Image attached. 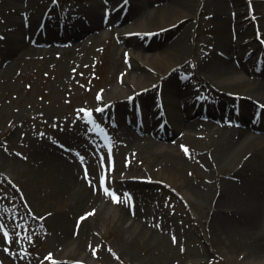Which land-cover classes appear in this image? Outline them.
I'll use <instances>...</instances> for the list:
<instances>
[{
	"label": "rangeland",
	"instance_id": "374dc122",
	"mask_svg": "<svg viewBox=\"0 0 264 264\" xmlns=\"http://www.w3.org/2000/svg\"><path fill=\"white\" fill-rule=\"evenodd\" d=\"M54 1L56 0H0V60L12 49L7 43V34L13 25L11 22L19 21L22 24L24 20L29 21L26 28L27 31H32L45 19V14H50ZM58 1L63 11L69 8L81 9L96 3V0ZM123 1L125 0H113L110 4ZM167 1L155 0L152 3L154 11L150 15H144L140 1L132 0L131 11L125 21L134 25L132 28H139L137 21L140 16H144L149 25L147 30L151 31L174 24L172 21L166 24V19L163 18ZM190 2L193 7L205 6L207 0ZM243 4V0L237 2L234 8L243 12ZM232 5L234 3L231 2L230 6ZM255 5L258 14L263 16L261 11H264V1ZM215 12L216 7L212 5L206 12L199 11L196 18L188 20L191 24L190 45H195V49L192 56L188 53V60H191L192 65L184 72L190 73L194 82L200 81L204 86L203 91L212 89L214 99L222 98L228 101L229 105H233L234 100L230 95L242 97L256 86L258 81L264 82L263 77H259L256 72L254 75L252 71L246 79L230 86L220 85V88L214 81L209 82L203 72L210 58L204 59L206 50H212L211 45L214 44L218 51L224 42L229 41L238 44L239 49L243 46L250 48L252 45L260 48V44L254 30L249 27L251 25L247 29L231 25L230 22L225 24L223 18ZM226 14L230 15V11L227 10ZM88 16L85 12L83 18ZM177 25L175 28L164 30V34L158 39L155 38L148 46L146 37L140 35L144 32H131L127 29L119 35L115 29L101 41L88 44L83 49L76 48L72 51L73 54L61 51L26 54L20 51L10 69H7L5 62L0 61V260L3 264H45L49 258L48 253L51 252L50 238L54 234L48 224L49 220L62 217L74 221L78 216L77 212L82 214L90 210L75 209V200L70 195L53 196L51 188L33 181V173L41 163L39 159H34L35 152L58 150L52 142L60 138L73 141L77 145L74 148L85 146L87 142L79 133V124L83 119L90 118L89 113L96 112L99 95L105 96L116 84L131 86L127 78L132 71L136 74L153 72L148 66L145 67L143 57L171 46L184 32V28H178ZM25 34L26 32L22 33L21 41L24 40ZM125 47L129 48L131 54L128 59L123 56ZM245 51L241 49L238 54L243 55ZM233 59L236 62L235 58ZM199 60L200 70L197 64ZM244 60L247 62V58ZM256 62L251 60L249 63L254 70L257 68ZM179 80V77H175L172 85L178 84ZM260 100L264 102V99ZM131 106L120 105L119 117L121 130L124 132V116ZM93 109L94 111H91ZM254 110L255 108L248 110L243 106V114L247 115L244 119L246 122ZM145 115L148 118L150 116L149 113ZM125 134L123 139H126ZM201 135L202 133L196 134L195 142L184 143L183 147L187 152L206 155L211 150L214 146L211 137L204 138ZM261 145L259 142L254 147L260 152L257 156L251 157L253 155L248 151L235 161L229 162L227 166L211 165L195 157L194 162L184 169L182 178L176 175V180L180 179L181 183H184V178L201 188H210L214 193L217 192L218 186H222L224 180L232 181L239 187L248 185L256 181V175L260 172L257 167L264 162ZM135 148L121 138L117 140L112 153H107L104 159L85 160L79 153L67 155L72 157L73 161L78 160V165L82 164L83 172L81 168H77L81 178H94V183L99 187L97 192L103 198L102 204L91 211L88 220L89 235L84 256L86 264L243 263L249 257L248 252L242 251L243 240L235 238L237 244L234 248L224 244L215 233L218 216L216 217L211 204L193 202L186 198L181 187H174L164 181L162 171L167 175L173 172L168 171L171 165L167 160L154 154L157 149L151 151L153 153H147ZM177 148L174 150L177 154L185 153L182 147ZM86 171L87 177H84ZM110 173L114 176V185L111 186L107 181L108 186L105 185V188L109 193V188L113 190L112 194L118 198V202H114L112 196L105 194L99 186V180ZM125 174L133 178V182L130 180L128 183L124 179ZM143 176L148 177L153 184H140L138 180L144 178ZM30 182L32 184L28 191L24 186ZM105 204L109 209L108 215H104L105 212L101 209ZM121 213L135 214L138 223L157 233L156 240L149 241L144 235L130 238L131 235L125 233L123 227H130L133 221L124 223L122 220L121 224V221H117ZM244 224L242 223V226ZM3 225L15 233L11 235L9 232L10 236L5 235ZM237 226L240 228V223ZM159 236L162 238H158ZM67 262L76 263L73 259Z\"/></svg>",
	"mask_w": 264,
	"mask_h": 264
},
{
	"label": "bare ground",
	"instance_id": "6f19581e",
	"mask_svg": "<svg viewBox=\"0 0 264 264\" xmlns=\"http://www.w3.org/2000/svg\"><path fill=\"white\" fill-rule=\"evenodd\" d=\"M139 1L140 6L144 9V15H150L154 11L152 3L155 0ZM239 1L240 0H207V3L202 9L201 6L198 5L193 7L190 0H168L164 7L165 14L163 18L166 19V24L171 21L174 22V24H167L165 28L155 31H161L169 27L171 28L181 22L180 25L181 28H184V32H182L181 36L171 46L164 47L160 52L154 53L153 55H146L143 57L145 67L148 66L149 70L153 72L149 73L145 71L143 74H136L133 71L130 72L127 81L131 86L124 87L122 86L123 84H116L112 90L104 96L105 99L102 100L101 103H105L103 105L112 102L117 103L121 98L124 99L129 97L137 99L136 101L143 103L144 107L153 110L157 103V97L155 98L153 91H150L147 95H142V93L158 83H163L165 90L163 96L164 103H162V106L167 108L171 114L173 113L175 115L180 105L187 106L188 102H197L196 100H193L197 95L195 89H192V87L188 85L182 87L179 84V86L171 84L174 73L177 70L176 68L180 67V65H184L189 59L188 53L192 56L195 49V45H190L191 24H189L190 22L188 20L193 17L196 18L199 10L202 9L203 12H206L210 6L215 5V14L222 17L225 24L232 22L233 24L244 28V26L247 25L245 21L252 20V17L245 19L244 17L246 15L241 13L236 15L235 8L230 9L231 2L235 3ZM227 10L230 11V14L232 11L234 12L231 15H227ZM91 11L97 21V18L100 15L99 3H95L94 8H91ZM261 13H263V16L261 15L259 17L261 27L259 34L261 38H264V11H261ZM137 22H139L140 27L132 28V26H128V31L155 32L147 30L149 25L145 22L144 16H140ZM256 22V19L253 20L254 26L256 25ZM11 23L13 24L12 27L16 30L14 33L15 39L9 42L12 49L4 55L2 60L3 63L7 62V69L12 68V65L15 63L14 61L17 60L18 52L24 51L27 54L30 52L37 53L38 50H41L39 48H37L38 50L32 48L30 44H26L25 40L21 41V35L25 29L19 21ZM254 26L252 29H254ZM88 29V27L76 23L70 27V30L74 32L72 37L76 38ZM122 30L123 29L120 31ZM101 39L102 35L97 33L90 37L89 42H98ZM68 42L75 41L68 40ZM87 43L88 42L85 41L84 43L75 44L80 47L81 45H87ZM76 45H74V43H69V47L63 50L66 51L67 54H73L72 51H75ZM241 49L246 50L243 55L238 54L241 53ZM259 50L260 49H257V47L253 45L250 48L243 46L239 49L238 44L231 41L224 42L218 52L211 53V57L207 60L209 62L207 63L206 69L202 67L205 77L208 81H214L220 88H222L220 85L226 84L227 86H230L238 83L239 80L246 79L248 73L252 72L249 60L254 59ZM47 51L50 53L55 50L48 49ZM248 52H251L250 59L245 62V54ZM222 53L227 55L226 58L221 56ZM233 58H235L236 62H234ZM260 70L261 72L264 71V60ZM245 97L251 98V101L242 102V105L245 107L254 106V101L262 102L260 98L264 99V82L258 81L257 85L252 87L249 92L245 94ZM219 103L223 106L225 105V100H220ZM171 116L175 121L176 117L173 115ZM19 119L21 120V118ZM181 132H186L185 137L183 136L181 139H177L174 143H164V145L161 146L148 138L139 139L135 136L129 137V142L136 147L135 149H141L142 151L145 150L147 153H153L151 151L157 149V152L154 154H156L157 157L160 156L163 160H167L168 164L171 165V167H167L168 171L173 172V174L167 175L162 171V177L165 179L164 181L169 182L174 185V187H181L180 189L182 190V193L186 198L193 202L211 204V208L215 211L216 217L218 216V222L215 227L216 235L219 236L224 244H227L226 246L233 248L237 244L235 238L243 240V243L241 242V247L243 248L242 251L248 252L247 255L250 259L246 258L241 264H264V162L262 161L261 165L257 167L261 173L259 172L256 175V181L239 187L232 181L224 180L221 183L222 186H218L216 189L217 192L214 193L212 189L208 187V189L201 188L184 178V183H181L180 179L176 180V175L182 178L184 169L188 168L194 162V159L193 156L177 154L175 152L176 148L182 146L184 141H197L195 134H210L212 144L214 145L211 148L212 150L204 156H198L196 154V158H200L211 165L217 164L219 167L221 165L227 166L229 162L233 160L235 161L248 151H250L249 154L253 155L251 157L257 156L260 152L254 147L259 142L262 144L260 149L262 154H264V136L252 134L250 131L244 129H215L212 126L211 128L208 126L202 127V125L198 126L195 122H189ZM193 132H195V134H192ZM34 156V159H39L41 163L35 173H33V181L40 182L44 187L51 188L53 196L64 197L67 194L70 195L72 199L75 200V209H90L82 214L77 212L76 215L78 214V216H76L74 221L62 217H53L49 220L48 224L52 231H54V234L50 238L52 243L50 249L53 258L59 260V262H63V264H65V260L71 259L87 263V261L84 260V256L86 253L85 247L87 244V237L89 235V227H87L89 223L88 220L90 219L89 215L95 207H99L102 204L103 198L96 193V189L92 184H88L81 180L76 165L71 164L67 158H64L59 153H56L55 151L47 152L38 150L35 152ZM1 159L2 157H0V161ZM143 177L148 178L146 176ZM31 184L32 182L25 184L24 187L26 190L29 191V186ZM105 205L106 206H101V209L105 212L104 215H108L109 209L107 204ZM234 217H239V219L235 220ZM122 220L124 223L131 220L133 221L130 227H123L125 233L131 235L130 238L144 235L149 241L156 240L155 236L157 233L155 234V232L150 231L147 227L138 223L136 217L131 214L121 213L117 221H121L122 224ZM239 223L241 226L240 228L237 226ZM242 223L245 224L242 226ZM158 238L161 239L162 237L159 236ZM238 245L240 244L238 243Z\"/></svg>",
	"mask_w": 264,
	"mask_h": 264
},
{
	"label": "snow or ice",
	"instance_id": "6c2138e0",
	"mask_svg": "<svg viewBox=\"0 0 264 264\" xmlns=\"http://www.w3.org/2000/svg\"><path fill=\"white\" fill-rule=\"evenodd\" d=\"M125 3H127V0H125ZM97 111H100V109H98ZM89 115H90V113H89ZM181 147L185 151V153L187 154V149L184 148L183 146H181ZM85 177H87V171L85 172ZM103 183H104V181L102 180L101 181V184H103ZM104 191H105V194H108V195H111L112 196V199H113L114 202H118V198L114 194L109 193L108 190H107V188H105ZM81 219H84V218H81ZM5 235H7V234H5ZM173 242L174 243L176 242L175 237H173Z\"/></svg>",
	"mask_w": 264,
	"mask_h": 264
}]
</instances>
